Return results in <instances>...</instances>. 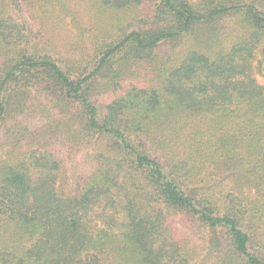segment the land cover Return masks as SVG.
<instances>
[{
	"label": "trees",
	"instance_id": "1",
	"mask_svg": "<svg viewBox=\"0 0 264 264\" xmlns=\"http://www.w3.org/2000/svg\"><path fill=\"white\" fill-rule=\"evenodd\" d=\"M83 1L110 26L65 50L74 2L0 0V264H197L182 217L264 264V0Z\"/></svg>",
	"mask_w": 264,
	"mask_h": 264
},
{
	"label": "rangeland",
	"instance_id": "2",
	"mask_svg": "<svg viewBox=\"0 0 264 264\" xmlns=\"http://www.w3.org/2000/svg\"><path fill=\"white\" fill-rule=\"evenodd\" d=\"M71 1L74 2V4L72 5V9L74 14L77 15L75 17L78 20V24L73 22L74 18L72 20V16L62 15L59 19L55 18L57 12L50 13L53 15L49 14L48 16L42 19V22L46 23L44 31L46 33H49V35H52L56 42H60L62 44V47L65 48V50L71 49L72 44L77 43V45H79L78 43H80L81 33L88 35L91 31L95 30L96 28H99L100 22H103V24L106 23L110 26L112 20L109 19L108 15L97 16L89 8L86 9V3L83 0ZM145 4L149 5L150 0H146ZM145 4L139 7V10L143 14L149 12L148 5ZM103 20H105V22ZM230 25L233 26L232 22L227 19L224 20V29L228 33L231 29ZM257 58L255 59L254 63H256ZM255 77L256 80L260 83L264 81V64L263 70L261 72H256ZM43 121L45 120H42V122ZM1 136L2 128L0 129V137ZM45 141L46 140H41L40 142L44 143ZM56 142L57 140H52L50 143L55 147L56 151L58 150L59 155H61L64 159V180L66 179L65 182L67 185L73 186L82 179V175L84 173L91 169V161L86 156L80 154V151H78L76 148H71L68 145L67 147H56ZM3 143L6 144L0 139V150L5 148L2 147L4 145ZM175 222H177V225H179V229L181 230V235L183 236V238L186 239L188 244L196 248L198 258L197 260L199 261V263L197 264H210L209 261L207 259H203V257L205 256V253L207 251H211L212 249V237L210 243V238L205 235L203 229L199 227L196 223L189 222L187 219H185V217H182L180 220H176ZM207 244L208 247L206 249L205 247L207 246ZM202 253H204L203 256H201Z\"/></svg>",
	"mask_w": 264,
	"mask_h": 264
}]
</instances>
